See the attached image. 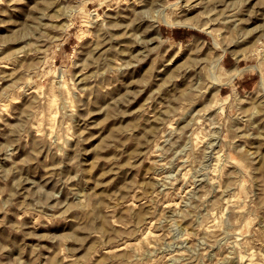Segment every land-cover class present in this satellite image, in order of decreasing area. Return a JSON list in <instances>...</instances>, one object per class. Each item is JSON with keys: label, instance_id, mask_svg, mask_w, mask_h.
Wrapping results in <instances>:
<instances>
[{"label": "rangeland", "instance_id": "rangeland-1", "mask_svg": "<svg viewBox=\"0 0 264 264\" xmlns=\"http://www.w3.org/2000/svg\"><path fill=\"white\" fill-rule=\"evenodd\" d=\"M223 1L0 0V264H264V0Z\"/></svg>", "mask_w": 264, "mask_h": 264}, {"label": "crops", "instance_id": "crops-1", "mask_svg": "<svg viewBox=\"0 0 264 264\" xmlns=\"http://www.w3.org/2000/svg\"><path fill=\"white\" fill-rule=\"evenodd\" d=\"M175 33L177 39L185 38V35L182 30H177ZM219 62L221 64V67L224 69L228 68L236 72L244 70V68L238 70V62L232 56H226L224 58H221ZM254 79L255 77L252 74H243L239 76V78L234 79L233 84H236L238 87L250 88L252 83L254 82Z\"/></svg>", "mask_w": 264, "mask_h": 264}, {"label": "bare ground", "instance_id": "bare-ground-1", "mask_svg": "<svg viewBox=\"0 0 264 264\" xmlns=\"http://www.w3.org/2000/svg\"><path fill=\"white\" fill-rule=\"evenodd\" d=\"M224 1H225V0H224ZM224 1H223V2H224ZM214 44L217 45L216 43H214ZM218 59H219V58H218Z\"/></svg>", "mask_w": 264, "mask_h": 264}]
</instances>
